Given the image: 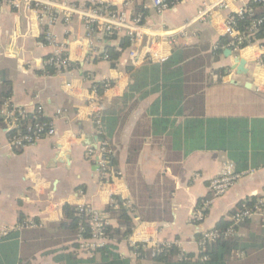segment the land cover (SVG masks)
<instances>
[{
  "label": "crops",
  "instance_id": "obj_1",
  "mask_svg": "<svg viewBox=\"0 0 264 264\" xmlns=\"http://www.w3.org/2000/svg\"><path fill=\"white\" fill-rule=\"evenodd\" d=\"M71 1L86 5L102 2L133 16L134 4L127 0H67ZM210 1L178 0L160 13L147 8L142 44L150 36L173 34L176 43L171 51L175 46H193L203 57L198 66L192 63L186 68L191 74L203 72V77L199 82L193 78L187 81L184 113L176 117L174 126L188 114L247 120L248 132L232 133L224 145L226 149H243L249 168L225 194L214 199L208 190L209 180L228 162L235 169L227 151L214 148L185 153L188 146L184 147L182 131H178L180 142L177 135L154 132L150 107L160 92L121 100L130 83L126 67L149 62L131 63L129 51L137 46L139 51L138 42L130 41L111 67L109 57L103 58L105 47L120 51L118 40L124 35L107 39L106 33L94 26L87 29L78 16L68 23L57 19L49 27L46 15L39 20L41 15L24 4L18 8L0 5V90L6 79L11 91L9 104L27 111L42 105L44 116L53 120L56 129L55 134L32 145L16 148L10 144L9 126L0 118V264H59V254L75 251L81 255L63 226L67 222L65 205L85 204L106 212L111 199L119 197L132 205L133 228L120 240L109 239L110 243L130 264H162L148 253L136 254L132 243L166 241L181 253L196 255L202 232L215 228L222 218L230 221L241 201H264V34L232 52L247 60L248 72L237 74L230 68L232 55L223 53L228 44L218 46L228 37L224 33L226 17L252 0L232 1L227 9H213L205 20L191 22L203 2ZM48 28L69 61L60 74L48 72L47 60L54 52L45 40ZM163 48L169 51L167 45ZM256 62L261 66L254 75ZM219 69L223 72L218 73ZM109 81L111 87L103 89L102 83ZM94 83H99L102 93ZM93 88L103 112L115 111L119 121L116 131L105 140L112 157L107 175L101 173L95 158L86 155L90 144L96 143L94 137H100L90 115L96 107L89 96ZM196 93L202 94L200 99ZM61 151H69L68 160L61 157ZM56 154L63 160L55 161ZM206 200L210 203L205 218L195 223L192 214ZM29 222L34 226H27ZM234 236L245 249L236 251L230 264H264V229L259 216L240 223Z\"/></svg>",
  "mask_w": 264,
  "mask_h": 264
},
{
  "label": "built area",
  "instance_id": "obj_2",
  "mask_svg": "<svg viewBox=\"0 0 264 264\" xmlns=\"http://www.w3.org/2000/svg\"><path fill=\"white\" fill-rule=\"evenodd\" d=\"M139 0H127L128 4L135 3ZM143 8H154L157 12H163L170 7L165 0H141ZM235 0H213L210 2H203L200 9L191 18V22L195 20H205L210 15L213 9L224 10L227 9L230 2ZM264 5V0H254ZM18 8L24 4L28 9L34 10L41 16L39 20L46 15L48 17L49 27L58 20L65 23L71 21L74 16H78L85 23L87 29L95 27L106 34L124 35L133 43H139L136 49L129 51V58L133 65L140 61H149L154 63H162L170 56L171 48L176 43V38L173 34L150 36L149 41L143 45L142 41L146 36V28L143 26V16L141 13L133 16L127 14L124 10L117 9L110 5H105L102 2L81 4L75 1L67 2V0H0L1 4ZM255 8L250 5L238 7L234 14H230L225 19L224 33L231 38L228 43V48L232 52H237L241 47L250 43L255 39V34L260 30L262 24L261 18H254L250 23L239 29L236 27L235 17H244L245 15H253ZM185 29L181 30V35L185 36ZM170 35V36H169ZM45 40L54 47V52L47 60V64L54 68L56 74L64 72L69 66V61L61 47L56 44L55 38L49 28L45 31ZM149 36V35H148ZM163 45H167L168 52L164 51ZM108 55L103 53V58L107 59ZM93 82V80L91 79ZM111 87L108 82L102 83V88L107 89ZM90 101L96 104V107L90 110L92 122L95 125L96 132L101 133L100 117L103 113V106L100 97L96 95V90L93 88L90 91ZM0 118L4 119L9 126L10 144L16 148H25L28 145L34 144L36 141L45 136L55 134L56 129L53 120L47 119L43 114V106L37 105L32 110L27 111L23 108L13 107L9 101L0 103ZM109 150L107 143L102 141L97 143V148L89 147L86 155L90 158H95L98 167L102 174L107 175ZM245 173L237 172L233 164L228 162L225 164L221 172L211 178L208 183V190L211 199L217 198L225 194L228 189L238 181ZM248 200V199H246ZM241 201L230 216V225L224 230H219L216 227L202 232L199 239L200 249L217 239L221 235L225 237L235 235V229L243 221L253 215H257L261 219V226L264 229V201L256 200L251 206L247 201ZM113 200L111 199V202ZM210 200L200 203L192 214V220L195 223L201 222L205 218V210L208 207ZM78 229L75 236L77 243V251L84 256H93L96 254L98 248L109 242V237L106 234V228L111 226L112 221L106 212L99 211L85 204H79L77 207ZM27 226L33 227L34 223H26ZM88 228V229H87ZM6 233L5 230L2 231ZM138 255H145L148 253L154 256L161 250L170 247L169 242H156L150 240H143L141 243L133 242ZM204 259V258H203Z\"/></svg>",
  "mask_w": 264,
  "mask_h": 264
},
{
  "label": "trees",
  "instance_id": "obj_3",
  "mask_svg": "<svg viewBox=\"0 0 264 264\" xmlns=\"http://www.w3.org/2000/svg\"><path fill=\"white\" fill-rule=\"evenodd\" d=\"M165 1L171 6L178 0ZM133 4L132 15L141 13L144 17L146 10L143 8L142 1L139 0ZM248 5L255 8L253 15H245L242 18L235 17L236 27L242 30L252 19L261 18L262 24L260 30L255 34V38H259L264 34V5L254 0L250 1ZM106 35L107 39H117V36L114 34ZM230 41V37H224L220 40L218 47L227 46ZM129 45L130 40L125 36L118 40L120 51L115 50L114 46L106 45L104 53L108 55L111 67H115L119 55ZM202 58L197 52L196 47L175 46L168 59L162 63L146 62L139 66H127L126 72L128 73L130 83L126 92L122 95L121 100L124 102L134 95L143 98L148 94L160 92V96L153 101L150 107V112L153 115L151 127L154 128V132L170 133L174 137L177 135L180 142L181 135L178 131H182L184 147L188 146L184 150L185 153L191 152L194 149L211 150L214 148L227 151L229 157L235 164V170L242 172L249 168L243 149H226L224 141L226 137L234 135L236 131H245L247 133L248 125L246 119L205 118L203 116L188 114L180 125H176L177 127L174 126L176 117L184 113V99L189 94V90L186 88L187 81L193 78L195 82H199L203 77V72L196 71L194 74H191L186 68L192 63V65L198 66V62L203 61ZM262 60L264 61V59ZM48 68L50 69L48 71L49 73H55L54 68L50 64ZM188 72L189 75H187ZM217 72L222 73L223 70L219 69ZM110 83L112 81H109ZM94 84L98 87L99 93H102L103 89L99 86V83ZM1 86L0 103L6 101L11 93L10 84L6 79L2 80ZM200 86L201 84L199 83L194 89L197 91ZM196 95L198 99L202 96L201 93H196ZM100 122V137L105 141L106 137H110L118 127L119 121L116 117V112L110 109L105 110L100 117ZM170 128H173V130L168 132ZM107 157L110 161L112 158L111 153L107 154ZM112 199L113 203L108 204L105 207V211L115 222V225L108 226L106 228V234L109 239L115 238L120 240L132 231L133 223L130 215L132 205L120 200L117 196H114ZM246 201L251 206L256 199H248ZM63 211L67 219V222L63 226L70 232L73 241L72 245L76 248L75 236L80 219L77 216V209L74 206L65 205ZM229 225L230 222L222 218L217 222L216 228L224 230ZM244 249L245 245L234 235L229 237L221 235L217 239L207 243L204 249H200V252L196 255L181 253L174 245H170V247L161 250L150 258L162 264H230L235 252ZM96 254L93 256H81L75 251L74 253L68 251L57 255L56 260L59 264H130L129 259L121 256L116 251V246L111 244L110 241L98 248Z\"/></svg>",
  "mask_w": 264,
  "mask_h": 264
},
{
  "label": "water",
  "instance_id": "obj_4",
  "mask_svg": "<svg viewBox=\"0 0 264 264\" xmlns=\"http://www.w3.org/2000/svg\"><path fill=\"white\" fill-rule=\"evenodd\" d=\"M223 53H224L225 56H231L232 55V63L230 65V68L235 70L237 74L244 75V74H246L248 72V68L246 66L247 65V60L245 58L241 57L237 53L232 54V51L229 48L224 49ZM260 66H261V62H256V66H255L254 72H253L254 75L257 74V72L259 71V67ZM94 140L96 141V143L97 142L101 143L103 141V139L101 137H99V136H95ZM96 143H91L90 144L91 147L94 148V149L97 148V144ZM58 154H56V156L54 157L55 161L56 160L62 161L63 160L62 158L60 159L59 157H57ZM60 155H61V157H65L66 160H68L69 151H65V152L61 151ZM108 164H110V163L108 162ZM96 168H97V166H96Z\"/></svg>",
  "mask_w": 264,
  "mask_h": 264
},
{
  "label": "bare ground",
  "instance_id": "obj_5",
  "mask_svg": "<svg viewBox=\"0 0 264 264\" xmlns=\"http://www.w3.org/2000/svg\"><path fill=\"white\" fill-rule=\"evenodd\" d=\"M41 23V22H40ZM45 25V24H44ZM44 33V32H43Z\"/></svg>",
  "mask_w": 264,
  "mask_h": 264
}]
</instances>
